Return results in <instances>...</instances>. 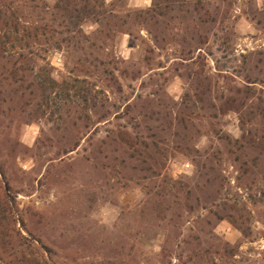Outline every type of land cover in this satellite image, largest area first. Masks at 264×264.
<instances>
[{
  "label": "rangeland",
  "instance_id": "1",
  "mask_svg": "<svg viewBox=\"0 0 264 264\" xmlns=\"http://www.w3.org/2000/svg\"><path fill=\"white\" fill-rule=\"evenodd\" d=\"M0 13V264H264V0Z\"/></svg>",
  "mask_w": 264,
  "mask_h": 264
},
{
  "label": "trees",
  "instance_id": "2",
  "mask_svg": "<svg viewBox=\"0 0 264 264\" xmlns=\"http://www.w3.org/2000/svg\"><path fill=\"white\" fill-rule=\"evenodd\" d=\"M56 8L57 9H60L61 11H64L66 13H71L73 11H77V8L76 7H70L69 4L65 3L63 5H61V3H58L56 5ZM84 10L88 9L89 8V4L85 5L84 7ZM86 13H88L86 11ZM80 16V14H79ZM1 19H3L1 17V13H0V29H1V35H0V59L1 58H7L9 57V53L11 51L14 52V50H9V47H8V44L11 42L12 38L14 37L15 39L17 40H21V41H24L26 40V37H29L30 34H24V35H20L19 34V29L17 28V26L13 25L12 22H9L8 20H4L3 23L4 24H1ZM13 34H15V36H13ZM24 46L22 48H25L26 50L30 51L31 52V45L29 42L23 44ZM16 47V44H13L12 45V49H14ZM12 53V52H11ZM17 52L13 55H16ZM20 57H25V53L23 52H19L18 54ZM45 79H48V80H45ZM45 79L42 81L44 82V84H46L48 81H53L52 78L50 77V75L47 74V76L45 77Z\"/></svg>",
  "mask_w": 264,
  "mask_h": 264
}]
</instances>
